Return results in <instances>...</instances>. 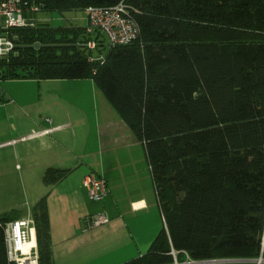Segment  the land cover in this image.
<instances>
[{
  "label": "trees",
  "instance_id": "trees-1",
  "mask_svg": "<svg viewBox=\"0 0 264 264\" xmlns=\"http://www.w3.org/2000/svg\"><path fill=\"white\" fill-rule=\"evenodd\" d=\"M25 2L40 13L124 2L139 28L136 41L110 46L87 27L36 23L8 30L14 49L0 58V82L92 80L144 145L164 227L124 264L264 258V0ZM69 173L48 169L43 183ZM31 214L39 264H54L47 196ZM23 217L0 215V264H13L4 226Z\"/></svg>",
  "mask_w": 264,
  "mask_h": 264
},
{
  "label": "crops",
  "instance_id": "crops-1",
  "mask_svg": "<svg viewBox=\"0 0 264 264\" xmlns=\"http://www.w3.org/2000/svg\"><path fill=\"white\" fill-rule=\"evenodd\" d=\"M65 81L90 83L92 94L57 93L39 99L37 114L46 117L30 118L29 125L17 131L21 137L16 142L26 143L17 151L32 158L43 177L48 169L70 171L56 185L43 183L37 200L47 196L54 264H124L147 254L164 227L146 151L100 100L92 80ZM65 102L78 110H69ZM48 129L53 131L41 135ZM91 173L107 182L109 194L100 203L90 199L83 185ZM28 210L21 211L24 217ZM103 211L110 222L89 227L88 217ZM33 241L37 245L36 231Z\"/></svg>",
  "mask_w": 264,
  "mask_h": 264
},
{
  "label": "rangeland",
  "instance_id": "rangeland-1",
  "mask_svg": "<svg viewBox=\"0 0 264 264\" xmlns=\"http://www.w3.org/2000/svg\"><path fill=\"white\" fill-rule=\"evenodd\" d=\"M33 18L37 24L46 23L54 28L71 26L84 28L87 25V14L84 11L41 12L33 15ZM0 33L5 34L4 31H0ZM61 81L63 80L41 82L7 80L0 82V103H5L0 107V215L12 210L28 212V209H32L39 197L42 196L40 194V188L44 187L42 170L33 163L32 158L27 160V155H19L18 146L26 143L16 142L21 137L17 136V131L23 126L27 127L30 118L38 117L44 120L46 117L43 112L37 114L40 108L38 100L57 93L92 94L90 83ZM94 86L95 93L100 96V100L114 111L104 95L96 85ZM20 98L25 100L19 101ZM12 99L13 102L9 103ZM65 104L69 110H78L69 102H65ZM44 127H47V124ZM10 142L13 143L7 145ZM145 163V166L148 167L146 161Z\"/></svg>",
  "mask_w": 264,
  "mask_h": 264
},
{
  "label": "built area",
  "instance_id": "built-area-1",
  "mask_svg": "<svg viewBox=\"0 0 264 264\" xmlns=\"http://www.w3.org/2000/svg\"><path fill=\"white\" fill-rule=\"evenodd\" d=\"M88 26L87 32L99 31L104 34L110 46L128 45L136 41L139 37V28L132 19L129 7L121 2L113 7L101 8L90 7L86 9ZM40 13V8L30 5L25 0H0V58L7 56L13 49V41L7 38V31L11 29L35 28L36 23L33 15ZM96 43L90 41L87 47L91 50L96 49ZM50 122V120H47ZM52 129L45 130L41 135H48ZM13 142L8 143L11 145ZM89 197L96 203L102 202L109 194L107 182L91 173L86 176L83 182ZM89 227L96 228L110 222L105 211L88 217ZM5 242L7 247L8 259L13 264H39L37 245L33 241L35 232V222L31 212L22 219L5 224ZM262 251H264V234L262 237ZM262 261H255L256 264H264ZM245 260H228L218 262H194L189 261L185 264H215V263H245ZM175 264H178L177 262Z\"/></svg>",
  "mask_w": 264,
  "mask_h": 264
},
{
  "label": "water",
  "instance_id": "water-1",
  "mask_svg": "<svg viewBox=\"0 0 264 264\" xmlns=\"http://www.w3.org/2000/svg\"><path fill=\"white\" fill-rule=\"evenodd\" d=\"M35 47H36V48H39V47H40V45H36ZM257 261H259V262H260V261H262V259H258Z\"/></svg>",
  "mask_w": 264,
  "mask_h": 264
}]
</instances>
